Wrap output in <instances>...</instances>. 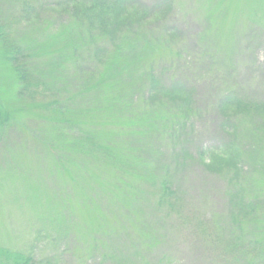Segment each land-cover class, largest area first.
Masks as SVG:
<instances>
[{
	"label": "trees",
	"instance_id": "trees-1",
	"mask_svg": "<svg viewBox=\"0 0 264 264\" xmlns=\"http://www.w3.org/2000/svg\"><path fill=\"white\" fill-rule=\"evenodd\" d=\"M167 2L175 0H164L158 8L139 0H0V42L21 84L20 101L33 107L49 132L62 137L51 135L46 143L57 171L73 167L85 171L90 161H96L97 180L115 188L111 192L109 187L107 192L94 184L91 188L96 198L104 194L112 205L102 211L105 215L131 217V209L139 205L141 212L134 219L139 223L132 225L150 242L142 248L134 245L132 259L137 261L135 254L155 244L150 213L142 206L151 204L160 213L183 217L178 172L200 159L209 172L228 182L229 212L214 226L206 221L210 240L223 244L234 264H264V134H260L264 126L244 127L252 131L250 135L240 134L237 126L232 135H224L221 147L190 149L182 135L193 129L195 90L189 88L184 72L170 66L186 59L188 51L173 39L175 26L156 24ZM41 11L46 13L39 17ZM167 52L174 54L172 62H158ZM241 93L228 85L221 93L217 106L230 115L228 120L238 125L239 116L264 117V101ZM108 110L116 116L119 134L144 135H129L121 145L100 144L92 130L100 113L107 115ZM12 121L5 115L0 130L5 133ZM99 123L106 124L103 119ZM21 126L31 131L30 125ZM163 133L170 134L162 135L172 142L170 155L162 151L164 146L151 151L160 146L155 140ZM103 168L110 169L112 182L100 174ZM131 176L145 188L137 191ZM0 264L59 263L53 258L36 261L0 246Z\"/></svg>",
	"mask_w": 264,
	"mask_h": 264
},
{
	"label": "rangeland",
	"instance_id": "rangeland-1",
	"mask_svg": "<svg viewBox=\"0 0 264 264\" xmlns=\"http://www.w3.org/2000/svg\"><path fill=\"white\" fill-rule=\"evenodd\" d=\"M139 1L152 8L164 2ZM36 15L31 14V18ZM162 15L156 24L169 22L175 26L173 39L188 51V62L182 57L170 66L184 72L189 88L195 90L197 113L190 121L193 129H185L182 135L190 149L198 152L202 145L221 147L226 142L224 135H232L237 126L242 135L252 134L244 127L264 126V117L251 115L239 116L236 125L217 106L227 85L242 95L264 101V0H175L165 4ZM198 52L206 55L199 57ZM173 56L164 53L158 62L171 63ZM20 89L15 69L0 42V122L5 115L14 121L5 133L0 126V134L4 133L0 136V246L26 253L36 261L53 258L59 264H234L223 251V244L212 242L210 230L205 231L206 221L214 226L223 213L229 212L228 182L209 172L200 159L190 161L178 172L185 201L183 217L160 213L151 204L142 206L146 214L150 213L155 244L135 254L137 261L132 259L134 245L142 248L149 241L132 225L139 223L134 220L141 212L139 205L131 209V217L112 218V214L102 212L112 205L104 194L101 197L105 199H99L91 193L93 184L104 192L108 187L109 192L115 188L97 180L96 161H90L85 171L75 167L57 171L46 143L51 135L62 137L49 132L50 127L31 110L33 107L20 101ZM107 112L100 113L102 118H97L92 130L100 144L121 145L120 140L129 135H144L119 134L116 116ZM102 119L106 124L99 123ZM21 123L30 125L31 131H25ZM162 135L170 134H160L162 139L155 140L160 146H152L151 151L164 146L162 151L169 154L172 142ZM102 172L112 182L110 169L103 168ZM129 179L135 182L137 191L145 188L134 176Z\"/></svg>",
	"mask_w": 264,
	"mask_h": 264
}]
</instances>
